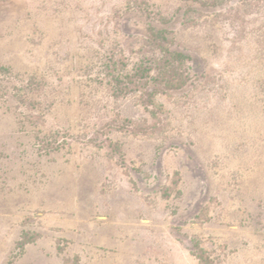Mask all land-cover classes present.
Listing matches in <instances>:
<instances>
[{
	"label": "rangeland",
	"instance_id": "rangeland-1",
	"mask_svg": "<svg viewBox=\"0 0 264 264\" xmlns=\"http://www.w3.org/2000/svg\"><path fill=\"white\" fill-rule=\"evenodd\" d=\"M136 1L0 0V264H201L195 241L264 264V0L191 28L183 0H149L166 24ZM149 22L193 81L159 95L164 130L144 136L122 125L150 115L113 96L104 63L131 70Z\"/></svg>",
	"mask_w": 264,
	"mask_h": 264
},
{
	"label": "trees",
	"instance_id": "trees-1",
	"mask_svg": "<svg viewBox=\"0 0 264 264\" xmlns=\"http://www.w3.org/2000/svg\"><path fill=\"white\" fill-rule=\"evenodd\" d=\"M188 3L189 8L185 13L184 26L186 28L197 27L206 12L215 10L227 4L230 0H183ZM137 8L148 20L159 19L166 24V19L160 13L149 9V0H137ZM176 37L169 31L158 30L153 22L147 25L143 44L136 54L139 61L128 71L127 66L131 61L127 55L116 58L114 54L108 56L104 63V72L109 77L113 96L117 99L137 97L139 104L150 115L151 123L147 121H133L126 119L124 130L132 132L134 135L152 136L164 130L163 117L165 115L164 105L159 102L161 94L178 92L187 88L193 81L191 57L180 51L173 50L176 46ZM9 72L6 67H0V73ZM7 75V74H6ZM112 80V81H111ZM22 91L26 86L20 87ZM121 127V128H122ZM112 129L117 127L111 126ZM52 145L40 143L38 151L46 152ZM110 146L116 148L117 145L111 143ZM175 188V186H174ZM166 189L165 193L171 196L175 189ZM39 238L36 233L25 232L22 240L18 244L21 251L26 245L33 243ZM193 255L201 264H217L198 241H195ZM75 262H78L75 260ZM69 264V263H66Z\"/></svg>",
	"mask_w": 264,
	"mask_h": 264
}]
</instances>
